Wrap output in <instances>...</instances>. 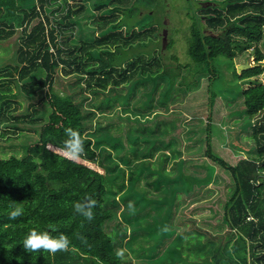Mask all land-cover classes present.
I'll use <instances>...</instances> for the list:
<instances>
[{
  "label": "trees",
  "instance_id": "obj_1",
  "mask_svg": "<svg viewBox=\"0 0 264 264\" xmlns=\"http://www.w3.org/2000/svg\"><path fill=\"white\" fill-rule=\"evenodd\" d=\"M200 1V15L187 16L191 20L186 36L190 61L181 64L172 55V62L167 64L162 61L164 46L155 44L162 18L156 17L152 8L148 12H132L131 5L135 4L130 0H95L93 11L81 0H0V42L14 37L16 47L12 64H0V111L9 113L8 98L14 97L10 87L1 86L3 80L14 82L20 93L30 98L42 92L48 107L44 116L35 107L25 115L31 123L38 122V128L34 130L36 139L25 145L24 154L0 158V264H131L125 255L123 259L116 256V244L126 234L114 226L112 231L105 229L112 218L109 205L114 203L109 195L115 196L117 190L122 193L124 185L123 180L114 189V176L108 175L120 169L112 158V150L118 144L108 136L112 130L103 136L87 135L86 121L94 113L85 112L72 94L54 89L58 73L75 75L84 98L86 92L98 94L110 86L122 87L131 81L134 84L138 72L151 73L152 79L157 80L175 71L177 78L181 76L177 85L182 90L190 80L181 70H186L188 77L192 73L199 79L208 75L215 60L232 63L236 51L252 49L253 64L239 74L234 67L233 73L248 81L241 90L245 115L250 119L264 111V82L256 79L264 74V53L260 49V45L264 47V0ZM122 13L140 17L139 27L130 22L127 32L122 34ZM172 47L170 42L166 50ZM123 50L139 52L141 57H126ZM124 63L125 70L119 72ZM117 97L105 95L96 109L112 111ZM214 97L211 92L210 101ZM5 119L2 116L0 125ZM261 119L249 123L257 145L255 156L244 157L235 164L213 151L207 126L204 155L210 163L203 160L195 164L205 169L204 176L190 169L182 170L171 193L178 198L196 194L214 181L215 166H219L233 183L221 215L225 231L193 229L181 234L167 247L165 260L169 264H264V116ZM68 127L84 138L85 155L81 161H70L49 150L63 147L67 139L64 129ZM101 142L107 145L106 159L113 167L108 168L97 159L93 146ZM146 149L143 156H154L153 144ZM172 155H178L175 148ZM115 158L123 159L120 153ZM125 161L129 162L128 158ZM84 162L97 164L100 171ZM135 182V178L129 181L133 185ZM85 194L96 201L91 221L75 213L72 207ZM15 207L22 208L23 214L10 219ZM169 215L167 211L159 223ZM49 225H55L54 236L64 233L69 237L68 250L55 254L42 250L27 252L22 245L25 235L33 228L52 231ZM162 258L165 256L157 261Z\"/></svg>",
  "mask_w": 264,
  "mask_h": 264
},
{
  "label": "rangeland",
  "instance_id": "obj_2",
  "mask_svg": "<svg viewBox=\"0 0 264 264\" xmlns=\"http://www.w3.org/2000/svg\"><path fill=\"white\" fill-rule=\"evenodd\" d=\"M94 1L81 0L92 11ZM130 2L135 4H130L132 12H148L152 8L156 17L162 18L163 25L157 26L155 44L164 46V63L172 62L169 59L172 55H176L181 64L190 61L186 36L191 20L187 16L197 14L200 0ZM120 19L125 22L121 28L122 34L127 32L130 22L135 28L139 27L140 17H129L122 13ZM170 42H173V47L166 50ZM15 48L14 37L0 42L1 65L12 64ZM260 49L264 53V47L260 45ZM159 50L157 47L156 51ZM129 55L134 58L141 57L139 52L124 53L126 57ZM251 55L252 49H249L236 51L232 63L215 60L210 64L208 75H201L199 79L192 73L188 77L186 70H181L190 80L187 86L186 81L182 90H179L180 84L177 85L181 76L177 78L175 71L173 74L158 77L157 80L152 79L151 73L138 72L134 84L131 81L122 87L110 86L108 90L98 94L86 92L87 98H84L80 94L81 89L75 75L62 76L58 73L54 89L61 94H72L75 101L82 104L85 112L94 113L86 121L87 135L93 138L112 130V134L108 136L113 137V141L118 144L112 150V158L118 162L120 169L108 172V175L114 176V189H118L123 180L124 185L122 193L117 190L115 196L109 195L110 201L114 203L109 205L112 218L105 229L112 231L114 226L126 234L124 240L116 244V249H123L125 258H129L131 264H169L165 260L168 255L167 247L178 240L181 234L189 233L193 229L210 233L225 231L221 215L224 202L233 187L226 171L215 166L214 181L207 187L198 189L194 195H181L178 198L171 190L174 181L184 169L204 176L205 169L198 165L203 160L209 162L204 155L207 126H210L213 151L228 163L235 164L239 159L255 156L257 145L252 137V125L249 123H254L257 119L262 121L264 111L250 119L245 115L241 90L242 87H247L248 81L238 79L233 73L234 67L237 72L239 65H252L254 57ZM125 68L124 63L118 71H124ZM256 79L264 82V74L257 75ZM3 81L5 83L1 86L10 87L14 97L8 98L10 112L0 111V119L2 116L6 117L0 125V158L11 155L20 157L24 154L25 145L36 139L34 130L38 128V122L31 123L25 115L31 113L32 107H35L39 115L44 116L48 107L42 92L30 98L20 93L14 82ZM211 92L215 94L212 101ZM112 94L118 96V102L114 103L112 111L96 109L95 106L105 95ZM12 115L17 118L13 119ZM147 138L150 140L145 142ZM151 144L155 148L154 156H143L147 146ZM93 147L97 152V159L108 168L113 167V163L106 159L105 142L99 145L94 143ZM174 148L178 151L176 157L172 155ZM116 153L122 155V161L115 158ZM127 158L129 162L125 161ZM84 163L100 171L97 164ZM133 178L136 179L134 185L129 183ZM167 211H170L169 217L162 224L159 223ZM153 222L157 224L151 225ZM207 236L208 234L204 241ZM127 239L128 242L125 243ZM163 256L165 258L157 261Z\"/></svg>",
  "mask_w": 264,
  "mask_h": 264
},
{
  "label": "clouds",
  "instance_id": "obj_3",
  "mask_svg": "<svg viewBox=\"0 0 264 264\" xmlns=\"http://www.w3.org/2000/svg\"><path fill=\"white\" fill-rule=\"evenodd\" d=\"M64 134L67 139L63 142V147L60 149L49 148L55 155L61 154L63 158L70 161H78L85 155L84 138L75 129L68 127L64 129ZM96 206V201L89 195L85 194L84 198L73 202V210L75 213L82 215L88 221L94 218L93 208ZM132 205L130 204L129 207ZM23 214V209L15 207L10 212V219H16ZM52 231H38L31 229L24 237L22 245L27 252H49L55 254L58 251H67L70 246V239L64 233L53 235L56 231L55 225H49ZM116 256L118 259L124 258V250H117Z\"/></svg>",
  "mask_w": 264,
  "mask_h": 264
},
{
  "label": "water",
  "instance_id": "obj_4",
  "mask_svg": "<svg viewBox=\"0 0 264 264\" xmlns=\"http://www.w3.org/2000/svg\"><path fill=\"white\" fill-rule=\"evenodd\" d=\"M249 67V64L247 63L246 65H239L237 66V73H240V70L247 69Z\"/></svg>",
  "mask_w": 264,
  "mask_h": 264
},
{
  "label": "bare ground",
  "instance_id": "obj_5",
  "mask_svg": "<svg viewBox=\"0 0 264 264\" xmlns=\"http://www.w3.org/2000/svg\"><path fill=\"white\" fill-rule=\"evenodd\" d=\"M194 11V10H193ZM163 71V70H162Z\"/></svg>",
  "mask_w": 264,
  "mask_h": 264
}]
</instances>
